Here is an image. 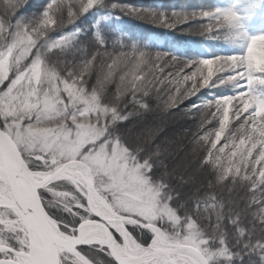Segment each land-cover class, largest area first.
<instances>
[{
	"label": "snow or ice",
	"instance_id": "snow-or-ice-1",
	"mask_svg": "<svg viewBox=\"0 0 264 264\" xmlns=\"http://www.w3.org/2000/svg\"><path fill=\"white\" fill-rule=\"evenodd\" d=\"M23 6L0 0V264H264V34L247 37L236 6ZM100 9L247 42L182 59L81 23ZM154 95L204 109L187 143L128 127Z\"/></svg>",
	"mask_w": 264,
	"mask_h": 264
},
{
	"label": "trees",
	"instance_id": "trees-1",
	"mask_svg": "<svg viewBox=\"0 0 264 264\" xmlns=\"http://www.w3.org/2000/svg\"><path fill=\"white\" fill-rule=\"evenodd\" d=\"M46 2L47 0H25V6L18 10L17 15L25 17L38 15ZM117 2L129 8L151 10L157 14L177 12L192 15L207 8L236 6L237 10L245 15L242 24L247 37L264 34V28L257 25V21L264 19V0H244L243 5L241 0H117ZM89 21L97 24L102 31H110L116 42L123 39L128 45L135 44L152 51H166L182 59L188 56L195 59L218 52H221V55L243 53L247 42L246 39H237L235 33L228 30L205 36L200 30L203 21H191L169 29L153 24L146 16L141 18L109 9L93 10L82 18L81 23L87 27ZM158 102L154 95L150 100L153 111L142 120L133 121L128 127L138 129L141 125L176 118L172 125L160 124L164 133L162 139L168 138L178 130L182 131L187 143L191 134L197 130L204 109H193V102L185 100L175 109L164 112L156 108Z\"/></svg>",
	"mask_w": 264,
	"mask_h": 264
},
{
	"label": "rangeland",
	"instance_id": "rangeland-1",
	"mask_svg": "<svg viewBox=\"0 0 264 264\" xmlns=\"http://www.w3.org/2000/svg\"><path fill=\"white\" fill-rule=\"evenodd\" d=\"M185 15H187V14H185ZM259 27H262V28L264 27V20H262V21L259 22ZM217 54H220L221 55L222 53L221 52H218ZM231 54H240V53L239 52H233ZM184 59H193V58H191V57L188 56V57H186ZM210 98L211 97L209 95H204V96L199 97V99L196 102L197 103H200V104H203V103H206L207 99H210ZM175 121H176V118L175 119L172 118L170 121L166 118L163 121L160 120L158 123H155V125H160V124L165 125L167 123L169 125L170 124L172 125L173 124L172 122H175ZM171 138H175L177 140H181L183 142H186L185 138L183 137L182 131H178L177 130L175 134L169 135L168 138H166V139H171Z\"/></svg>",
	"mask_w": 264,
	"mask_h": 264
}]
</instances>
